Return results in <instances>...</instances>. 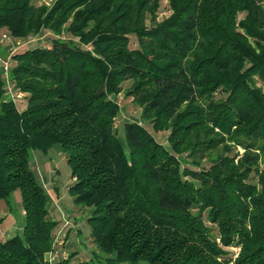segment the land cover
Instances as JSON below:
<instances>
[{
  "label": "trees",
  "instance_id": "obj_1",
  "mask_svg": "<svg viewBox=\"0 0 264 264\" xmlns=\"http://www.w3.org/2000/svg\"><path fill=\"white\" fill-rule=\"evenodd\" d=\"M33 1L0 0V38L55 36L0 70V201L20 191L25 212L0 264L76 256L49 257L59 223L33 158L55 146L89 209L93 261L264 264V0H168L163 20L160 0ZM122 93L142 120L124 143Z\"/></svg>",
  "mask_w": 264,
  "mask_h": 264
},
{
  "label": "rangeland",
  "instance_id": "obj_2",
  "mask_svg": "<svg viewBox=\"0 0 264 264\" xmlns=\"http://www.w3.org/2000/svg\"><path fill=\"white\" fill-rule=\"evenodd\" d=\"M55 0H34L33 4L36 6H45V7H50L53 2ZM169 4H168V0H160V9H159V20H163L165 18H167L170 14H169ZM54 34L51 33L49 30H45L42 33H40L39 35L36 36H31L27 39H15L12 38L10 33L7 30H3L1 33V38H0V70L2 75L5 78H9V73L10 70L13 67V55L19 53V52H23L27 49H33L36 47H44V46H48L51 43V40L54 39ZM131 47L135 48L137 47V41L136 39L133 37L132 38V42H131ZM8 63L10 64L9 70L8 72H5L3 66ZM126 85H129V83H127ZM9 93L15 97V102L17 104V107L19 108V110H24L26 107V94H23L21 92H19L18 90H15L14 87H10L9 88ZM118 101L121 105V113L119 114V116L116 119V128L118 131V136L120 137L121 141L124 143V137H125V130H124V124L126 122H140L141 121V110L133 103L132 98H127L125 96L124 93H122L119 97H118ZM149 129H151V127H148ZM152 130V129H151ZM166 136L167 133H159L156 134V138L158 139V141L162 142V143H166ZM242 152V151H241ZM52 154H54V159L56 160V162H59V158L58 155L55 154L57 153V151H53L51 152ZM33 169L34 171L37 173V175L39 176V179L42 183H44V186L47 190H50V185L48 183L45 184V180H47V178L50 180V177H45V180L43 179L42 175L45 173L43 171V169L39 166V164L36 161H33ZM60 178H62L64 181H68V179L71 176V168L69 166V164L65 161V160H61L60 161V173H59ZM44 180V181H43ZM252 182H256V177L253 176V178L251 179ZM56 186V183L54 182V185ZM61 194V202L66 205L68 204L70 207L75 206L72 200V196L70 195L69 191H67L66 188L63 189V191L60 192ZM20 200L22 203V199H21V194L20 191H16L13 195V197L10 200V215L5 219L2 224H1V228H0V239L5 240V237H2V234H4L8 229V227H10V225L12 223H16V227H21V217H20V213L22 212L23 208L20 205ZM18 201V202H17ZM17 202V203H16ZM89 209H82L77 210L76 209V213L78 214H85L87 213ZM2 218V216H0ZM0 218V219H1ZM82 222V221H81ZM85 222L87 223V220L85 219ZM74 225L78 224V227L81 230V233L79 235V239L81 240V242L84 243L85 248H88L89 250L86 251L84 253V257L87 260H93L96 257L100 255L101 253L99 252L98 248L95 246L91 235H89V226L87 225H83L84 223H80L77 221V223H75L73 221ZM85 223V224H86ZM65 226V225H64ZM67 227V226H66ZM66 227L59 229L57 227V229L55 230L56 232V237L57 235H60V231L62 233V235H64V241L63 243L60 242V239H58V241L56 242V237H55V246L57 247L56 250L52 253H50L49 257H51L52 261L58 260L60 258H67L66 254L64 253L65 250V244H66ZM66 228V229H65ZM21 232L18 231L17 235H19ZM16 235V236H17ZM15 236V235H14ZM12 236V237H14ZM76 237V234L73 233V235H71L72 237ZM10 237V238H12ZM94 249H96V252L94 251ZM237 250V249H236ZM238 251V250H237ZM67 252V251H66ZM68 253V252H67ZM71 255H76L74 253V251H71L70 253ZM69 257V256H68ZM77 261V262H76ZM72 260L71 263H75L78 264L79 259L77 260ZM127 264H133V263H127ZM138 264H147L145 262H140Z\"/></svg>",
  "mask_w": 264,
  "mask_h": 264
},
{
  "label": "crops",
  "instance_id": "obj_3",
  "mask_svg": "<svg viewBox=\"0 0 264 264\" xmlns=\"http://www.w3.org/2000/svg\"><path fill=\"white\" fill-rule=\"evenodd\" d=\"M53 151H57L58 158L59 160H65L67 162L66 156L64 154V152L62 151V148L59 146H55L54 148H52L47 154H41V153H35L33 161H36L39 166L43 169V171L45 172L42 177L45 180V177H50V180L47 178V180H43L46 183H48L50 185V190H47L51 200L49 203V212L50 215L52 217V219H54L55 221H58L59 229H62L64 227H66V244H65V250L68 252H64L68 257L71 254V251H74V253L76 254V256L74 257V260L76 261L77 259H79L78 264L80 263H85V264H99V262L97 260H87L84 257V253L86 251H88V248H85V245L83 242H81V240L79 239V235L81 233L80 228L78 227V224L74 225L73 221L75 223L80 222V223H84L83 225H87V223L85 222V219H87V213L85 214H77L76 211V207H70L68 204L64 205L61 202V194L60 192L63 191L64 188L67 189V191H69V187L70 185L73 183V180L70 176V178L68 179V181H64L62 178H60L59 173H60V161L56 162V160L54 159V154H52L51 152ZM54 182L56 183V186L54 185ZM44 184V183H43ZM45 187V186H44ZM13 197V196H12ZM18 202V201H17ZM16 202V203H17ZM20 205L22 206L21 200H20ZM10 203H7L4 200L0 201V216H2V218L0 219V228H1V224L2 222L10 215ZM23 208V207H22ZM89 211V210H88ZM87 211V212H88ZM20 217H21V227H16V223H12L10 225V227H8L7 231L2 234V237H5V239L10 238L12 236H16L17 232L20 231L21 233L19 235L22 234L23 232V226L25 223V212L24 210H22V212L20 213ZM5 218V219H3ZM82 221V222H81ZM86 223V224H85ZM65 225V226H64ZM89 235H90V229H89ZM76 234V237H72L71 235ZM5 235V236H4ZM94 251L96 252V249H94ZM77 262V261H76ZM71 264H75V263H71ZM122 264H127V263H122Z\"/></svg>",
  "mask_w": 264,
  "mask_h": 264
},
{
  "label": "built area",
  "instance_id": "obj_4",
  "mask_svg": "<svg viewBox=\"0 0 264 264\" xmlns=\"http://www.w3.org/2000/svg\"><path fill=\"white\" fill-rule=\"evenodd\" d=\"M9 67H10V64H8V63H6V64L3 66L5 72H8ZM7 69H8V70H7ZM64 237H65V236L62 235V233H61V231H60V235H59V236L57 235V237H56V242L58 241V239H60V242L63 243V241H64ZM50 259H51V257H50ZM51 260H52V259H51Z\"/></svg>",
  "mask_w": 264,
  "mask_h": 264
}]
</instances>
